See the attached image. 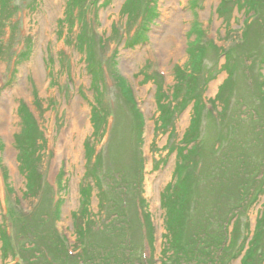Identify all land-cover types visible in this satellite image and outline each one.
<instances>
[{
  "label": "rangeland",
  "instance_id": "374dc122",
  "mask_svg": "<svg viewBox=\"0 0 264 264\" xmlns=\"http://www.w3.org/2000/svg\"><path fill=\"white\" fill-rule=\"evenodd\" d=\"M127 2L0 0V264L46 259L45 239L53 233L78 252L77 225L86 228L82 240L104 244L102 224L120 209L140 222L133 218V256L161 257V198L180 163L174 146L196 117V98L183 92L187 79L179 75L191 73L190 47L203 54L188 81L203 99L200 159L221 161L232 152L231 141L238 146L230 154L231 173L226 165L220 169L227 181L208 178L213 167L189 168L198 187L191 207H212L217 216V203L225 208L228 195L238 196L239 160L249 163L247 174H257L264 161V0H138L131 10ZM84 27L93 41L80 40ZM143 31L144 40L129 44ZM120 77L131 101L120 92ZM257 128L263 136L256 140ZM28 141L29 166L38 172L29 190L30 171L19 159L26 160L20 150ZM253 182L264 187V168ZM237 217L226 226L235 246L224 249L221 264H264L258 254L264 192ZM3 230L11 248L2 246Z\"/></svg>",
  "mask_w": 264,
  "mask_h": 264
},
{
  "label": "trees",
  "instance_id": "16d2710c",
  "mask_svg": "<svg viewBox=\"0 0 264 264\" xmlns=\"http://www.w3.org/2000/svg\"><path fill=\"white\" fill-rule=\"evenodd\" d=\"M82 2L83 0H71V5L77 6L78 4L79 6V4ZM132 2L137 3L138 0H129L126 6L128 10H131L133 8L134 5L132 4ZM253 8L255 9L256 6ZM145 32L146 31L135 33L131 37L129 44H136L137 42H140V40H144ZM81 38L82 39L80 40L82 42L94 40V37L87 33L86 27H84ZM189 49L190 51L188 54V68L191 73H179V75L181 77H186L187 79V85L183 88V92L189 93L190 97L193 96L192 99L196 98L194 103L196 117L194 116L192 118L189 128L186 130L184 136L182 137V144L180 146H174L179 152L180 163L178 165V168L174 172V182L166 187L161 198V206L164 210V227L166 230L164 236V253H162L161 257L157 260H147L140 255L133 256V252H135L136 240L133 238V235H131V233L134 229L135 220L133 218L135 216L130 217L129 214L127 215L125 210L120 209L116 211L118 213L108 217L109 221H105V224H102V228L105 231H100L101 228L98 229L101 235L103 234L106 236V242L104 244L100 242H94L93 240L89 241L88 239L90 237H88L86 240H82L81 238H84L86 228H84V226L77 225L76 234L79 243L78 252L72 254L65 246L66 244L64 239H61L58 233H53V236L49 235L45 239L47 247L51 249L48 253H46V259H40L41 257L39 254L40 258L36 257L30 264H221V262L225 259L224 255L228 252H225L224 249L229 250L230 252L231 245H234L233 237L235 236L230 234V237L228 238V235L226 234V226L230 224L232 219L236 218L237 220V216L239 214L241 217V215L246 212L250 205L255 201V197L264 192V187L260 188L259 186L255 185V182H253L255 177H257L263 170L264 161L261 162L260 169L257 174H247L245 172V169L249 163H247L246 160H239L241 171L236 173L234 176V178H236L241 174L239 178V187L237 188L238 196H229V192L226 191L225 196L228 195V201L231 200L232 202H230L231 204L225 206V208L221 207V203H217L218 211H220V213L217 211V216L211 213V211H214L212 207L207 208L209 212L204 209L201 210V208H198L197 205L191 207V205H195V203L191 202V196L193 194L192 190L193 188L195 189L198 187L197 180L191 179L189 175V168L196 169L199 166L201 172H207L213 167L211 170H213L215 174L208 175V178H212V181L219 178L222 182H224L230 175L226 176L224 174L225 171L222 173L220 169H222L226 165L229 168L228 170H230L229 163L232 157L230 156V154H235L238 151V146L233 145L231 141L229 145L232 148V152H230L229 156L224 155L221 161H218V159L214 158L213 156H211V159H200V152L203 145L202 142H200L199 136L202 133V128L201 123H199V121L197 120L199 114H201L203 110V99H200V96H198V92L195 90V87L192 88V86L188 84V81L195 79L194 75L200 69L199 67L203 54L201 53V49H197L195 47H190ZM22 56L25 57L26 54H22ZM89 62H93L92 55H90ZM120 82L121 94L126 98V100L131 101L132 98L130 97L128 92V85L126 84L125 80L122 79V77H120ZM225 97L226 96H224V98ZM262 97L264 98L263 95ZM231 100L236 101V98H232ZM167 106L169 105H166L164 106V108H162V118L168 115ZM23 111L26 112L24 108ZM93 116L97 117L96 114H94ZM26 119L30 120L28 113ZM255 120L258 123L259 127L262 121L258 118H256ZM97 125H99V123H97ZM223 129V126L218 128L219 137L217 140L219 145L221 144V137L225 133V129ZM254 135H256L254 137L256 138V140L260 139V137L263 136L262 131L259 128L256 129ZM30 142L31 141H28L25 144L26 147L23 148L24 150H20V152L27 157H24L26 160L24 159L25 161H22L19 156L21 165L23 166V170H27V172L30 171V173H28L27 175L28 182L26 186L28 190L33 187L35 178L34 175L36 176V174H38V172L34 171L35 169L33 170V168H30L31 163L30 160L28 161L29 155L27 153V146ZM92 152L93 151L87 149L88 157L92 156ZM240 153L241 155L235 156L237 160L243 156V149H241ZM225 159H227V162H225ZM262 159H264V156L262 157ZM215 161L216 163L213 165L212 163ZM216 169H218L217 172ZM201 184L199 182L198 185ZM233 187L235 186L232 184L230 189H232ZM100 188L102 189V192H104L101 185ZM86 205L87 204H85V211L87 208ZM143 218L145 220L144 216ZM135 219L138 223H140L138 220V216L137 218L135 217ZM146 221L148 224L146 232L151 240L152 230L149 226L147 217ZM25 231L32 234L33 236L32 231L28 229H26ZM116 236L119 237L118 242H114L113 240V237ZM257 237L258 235L256 236V238ZM79 241H81V243ZM1 242L2 246L11 248L10 240L8 239V236L6 235L4 230L1 234ZM226 243H228L227 246H225ZM50 245H54L53 248H50ZM240 250L241 247L237 248L236 253H238ZM258 254L261 255V259L264 260V245L261 247ZM249 256L248 258H250ZM248 262H250V260ZM247 263L243 262L241 264ZM250 264H258V259L250 262Z\"/></svg>",
  "mask_w": 264,
  "mask_h": 264
}]
</instances>
